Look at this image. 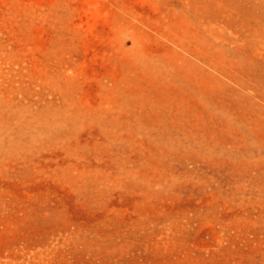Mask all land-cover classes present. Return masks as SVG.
Masks as SVG:
<instances>
[{"label":"rangeland","instance_id":"1","mask_svg":"<svg viewBox=\"0 0 264 264\" xmlns=\"http://www.w3.org/2000/svg\"><path fill=\"white\" fill-rule=\"evenodd\" d=\"M0 264H264V0H0Z\"/></svg>","mask_w":264,"mask_h":264},{"label":"bare ground","instance_id":"2","mask_svg":"<svg viewBox=\"0 0 264 264\" xmlns=\"http://www.w3.org/2000/svg\"><path fill=\"white\" fill-rule=\"evenodd\" d=\"M244 46V45H243Z\"/></svg>","mask_w":264,"mask_h":264}]
</instances>
